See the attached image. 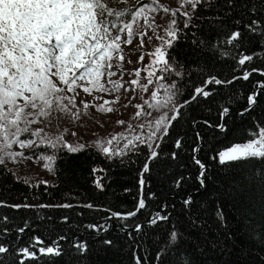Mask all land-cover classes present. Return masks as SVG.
<instances>
[{
  "label": "trees",
  "instance_id": "1",
  "mask_svg": "<svg viewBox=\"0 0 264 264\" xmlns=\"http://www.w3.org/2000/svg\"><path fill=\"white\" fill-rule=\"evenodd\" d=\"M143 1L114 0L112 7L126 14L119 20L115 16L108 20L122 27ZM208 4L211 6H198L188 27H184L185 17L177 12V36L168 52L174 65L197 70L184 79L169 73L167 80L160 82L175 79L181 91L175 98L177 107L185 100L190 103L180 108L169 134L158 140L160 155L149 163L150 171L143 174L142 190L138 181L148 150L139 142L130 145L131 150H124V155L113 157L94 146H85L77 153L46 146L35 148L32 153L57 156L52 181L27 179L6 164L0 165V243L10 248V253L3 254L4 264L24 259L19 253L13 254L22 246H29L37 256L35 260L25 259V264H136V257L141 264H161L156 256L160 249L169 247L168 234L173 228L180 234L176 242L179 257L173 245V250L164 254V264H174L178 258L190 264H264V165L255 160L221 164L217 155L264 129V90L257 83H264L260 74L264 71V32L245 28L253 20H260L264 27V11L259 0H208ZM149 28L145 26L144 31ZM236 29L242 32L237 53L254 56L243 67L230 58H214L212 45L231 49V45H220L218 40ZM157 35L168 39L166 32ZM157 35L153 36L151 48L141 49L144 59L139 66L143 75L142 80L138 77L140 84L147 83L144 69L154 59L148 53L161 44ZM201 40L204 45L199 44ZM245 69L259 71L247 81L235 79L231 84L206 86L213 92L209 98L190 99L194 86L203 80L211 76L232 80L242 76ZM153 80L152 85H156L155 77ZM252 94H257V102L249 105L247 97ZM224 107L229 111L222 116ZM218 125H224L223 130ZM176 140H180L181 147L174 146ZM194 157L204 169L194 162ZM93 169L103 171L94 173ZM201 171L206 176L203 186L197 180ZM24 179L29 183H23ZM96 179L101 180L103 190L96 187ZM141 194L146 207L135 217L111 215L135 211ZM189 199L192 203L186 205ZM65 204L70 207L61 206ZM89 204L93 207H87ZM218 210L223 220L218 219ZM157 212L168 219L152 225L148 220ZM136 225H140L139 232L135 231ZM33 237L44 243H36ZM54 240L63 249L62 254L41 255L38 249ZM73 242L85 248L79 250Z\"/></svg>",
  "mask_w": 264,
  "mask_h": 264
},
{
  "label": "snow or ice",
  "instance_id": "2",
  "mask_svg": "<svg viewBox=\"0 0 264 264\" xmlns=\"http://www.w3.org/2000/svg\"><path fill=\"white\" fill-rule=\"evenodd\" d=\"M114 0H0V165H4L6 161L11 160L16 162L18 158L31 160L32 156H25L24 149H35L41 146H46L53 150L59 151L66 149L67 153H77L85 148L84 144L73 145L64 140L62 134L50 135L44 132L43 128L33 130L31 125L42 123L41 118L48 119L51 123L53 113H71V108H75L76 96L78 88H82L85 93L91 94L92 90L100 92H119L124 85L119 81H113L110 78L117 75V72L112 71L114 59L117 69L122 67L124 60L123 49L121 43L131 44L134 36V25L138 23V18L143 20V24L139 27H150L154 24V19H151L150 14L156 11L158 6L164 12H170L173 17L169 22V27L165 29L168 39L162 35H157L156 39L161 42L148 55L154 57L147 69V83L140 84L136 79L130 81L132 85H138L143 91H149L148 86L156 81V90L151 91V103L145 99L144 105L161 110L162 114L154 122L148 124L147 133L136 135L128 140L124 148H113L111 145L117 137L105 141H97L96 147L105 156L113 157L124 155V149H129L134 142H139L148 150V158L143 163L141 179L138 181L141 190L145 184L143 178L144 173L150 171L149 163L156 161L160 155L157 149L160 144L156 141L162 140L164 136L169 134V128L172 126V121H175L179 116L180 108L190 103L185 100L177 107L176 96L181 94L180 89L175 81L171 80L168 83H160L167 80V74L171 73L174 77L184 79L187 75L191 77L197 69H187L183 64L174 65L172 57L168 49L173 45L177 36V20L175 19L177 12L185 17L184 27H188L192 23L193 14L198 6H211L208 0H180L179 7L176 9L159 4V0H152L151 4L145 3L137 8L130 15L131 22H124L122 27H117L114 22L108 20L109 17L115 16L118 20L126 13L118 11L112 7ZM231 2V0H229ZM261 10L264 11V0H259ZM190 8L191 11L182 9ZM253 7V11H255ZM239 24V21H237ZM260 20H253L251 24L245 25L248 31L264 32V27H261ZM115 28L114 33L112 29ZM121 33L125 34L126 38L121 37ZM140 47L144 46L143 37L147 36L146 31L140 33ZM242 39V32L239 29L226 34V38L218 40L220 45H231V49L224 47L216 48L212 45L215 56L214 58H230L236 62L238 67H243L247 62L253 60L252 54L243 52L237 53L236 49L240 47L239 41ZM195 43V41H194ZM200 45H204L205 41L201 40ZM140 61H143V55L140 56ZM155 69V70H152ZM258 69H245L242 76L233 77L232 80H221L215 76L203 80L202 84L194 86L192 90L191 100H195L199 96L209 98L213 95L211 90H206L208 85L231 84L235 79H243L247 81L253 72ZM157 72L160 75H157ZM200 73L204 72L203 68L199 69ZM141 70H135V75L140 76ZM260 74L264 76V71ZM103 76L109 77L106 83L101 82ZM86 82L89 86H84ZM191 84V80L188 81ZM259 87L264 90V83L257 82ZM110 85V87L106 86ZM163 92V95H161ZM71 93L72 95H69ZM256 95L252 94L247 97L249 105L255 104ZM119 97L116 98V101ZM113 101V102H116ZM84 109H88L89 104L81 101ZM109 103V101H105ZM71 106V108L69 107ZM127 106V105H125ZM140 109L135 116L139 117L143 112V105L137 104ZM97 111L112 112L111 107L105 109L103 106L97 108ZM229 109L223 108L221 115H226ZM168 113H174L169 115ZM150 114V113H149ZM73 118H79V111L72 113ZM123 124V121H117ZM207 123V122H206ZM222 130L224 125H218ZM132 128V125H129ZM140 129H144L145 125L140 124ZM38 137V140L21 139L24 134ZM160 134V135H158ZM75 135V133H73ZM123 136V134H121ZM174 146L181 147L180 140H176ZM18 147L20 150H13ZM199 149H193L198 151ZM219 162L225 164L231 161H259L264 165V129L253 133V135L243 143H236L229 146L226 150H221L217 153ZM176 157V153H172V158ZM40 160L44 161L43 167L49 172L53 171V166L57 160L55 153L53 155H41ZM194 162L204 169V165L199 159ZM103 171V169H93V172ZM205 173L201 171L197 176V180L201 186L205 183ZM23 183L29 181L24 179ZM47 184V181H41ZM97 188L103 190V184L100 179L94 181ZM179 187V181L176 182ZM152 194H150L151 196ZM192 201L186 200L185 204L190 205ZM62 207H70V205H61ZM15 207H21L16 205ZM29 207V205H24ZM39 207H45L43 205ZM87 207H93L91 204ZM146 207L145 198L141 194L137 200L135 211L121 214L112 212L113 217L127 219L135 217L137 213ZM218 219L223 220V213L218 210ZM5 219H7L5 217ZM65 220L67 217L64 218ZM168 216L161 215L157 212L150 216L148 222L152 225L157 224L159 220H167ZM89 228L95 227L88 225ZM102 227V226H101ZM23 232L24 229H19ZM135 231H140V225H136ZM180 234L173 228L168 234V248H162L157 253L156 259L164 264V254L173 250L175 246L179 257V245L176 244ZM59 240L66 237H59ZM36 243H44L39 237H33ZM77 249L83 250L85 245L79 242H73ZM110 243V241H108ZM34 248L35 245L33 244ZM41 255L60 256L63 249L59 246L56 240L52 241L46 247L38 249ZM10 253V248L7 244L0 243V264H4L3 254ZM19 253L20 259L17 264H25V259H37L36 252L31 250L29 246H22L13 250V254ZM136 264H141L140 258L136 257ZM11 264V262H9ZM174 264H190L189 260L177 259Z\"/></svg>",
  "mask_w": 264,
  "mask_h": 264
},
{
  "label": "rangeland",
  "instance_id": "3",
  "mask_svg": "<svg viewBox=\"0 0 264 264\" xmlns=\"http://www.w3.org/2000/svg\"><path fill=\"white\" fill-rule=\"evenodd\" d=\"M160 3L167 5L169 8H178L180 0H159ZM149 3L151 1L145 0L137 6L141 7L143 4ZM156 11L150 14L151 19H154L155 23L151 24L150 28L146 30L147 36L143 37L144 46L140 47L141 31H144V27L141 28L139 25L143 24V20L138 18V23L134 25V36L131 44L121 43L123 49L124 60L122 62V67L117 69L115 67L116 63L119 61L114 59L112 71L117 72L116 76L111 77L113 81L121 82L124 87L120 89L119 92H100L95 89L92 90L91 94L85 93L82 88H78L77 92L79 93L76 96L75 108H71V113H53L51 123L48 122V119L41 118L42 123H36L31 125L33 130L43 128L45 133L50 135L62 134L65 142L71 143L73 145L84 144L85 146H94L96 147L97 141H107L113 136L117 137L113 141V148H124V145L127 144L128 140L132 139L136 135H141L147 133L148 124L154 122L155 119L159 118L162 114L161 110L153 109L144 105L143 101L145 99L149 100L151 103V91L153 87L157 85L149 86V91H143L139 86L132 85L131 80L138 77L135 75V70L139 69L140 66V56L143 55L142 48H151L155 43L153 36L164 33L165 29L169 27V22L173 18L170 12H164L158 6ZM190 10V8L182 9ZM181 10V11H182ZM175 19H178L176 15ZM131 22V20L129 21ZM123 39L126 38L125 34H120ZM150 39V41H148ZM139 78L143 79V75H140ZM109 79L107 76L101 78L102 83H106ZM84 86H89L86 82H81ZM166 83V82H165ZM106 86L110 87V85ZM69 95H72L69 93ZM163 95V92H161ZM119 97V100L116 101V98ZM81 101L87 102L89 104L88 109H84ZM109 101V103H105ZM116 101V102H113ZM137 104L143 105V112L139 117H136L135 114L137 111H140L136 107ZM127 105V106H125ZM103 106L105 109L111 107L114 109L112 112L107 111H97V108ZM79 111V118H73L72 113ZM150 113V114H149ZM172 115V113H168ZM117 121H123V124L117 123ZM140 124H144L145 128L142 130L139 128ZM129 125H132V128H129ZM75 133V135H73ZM123 134V136H121ZM160 135V134H158ZM21 139H33L38 140V137L31 136L30 134H24ZM158 142V141H156ZM97 148V147H96ZM99 149V148H98ZM13 150L19 151L18 147H14ZM126 150V149H124ZM25 156H32L31 160L18 158L16 162L11 160L6 161V165L14 169L19 175L27 179L34 180H47L52 181L54 175L48 170L44 169V161L39 159L41 155H50L49 153H32L34 149H24Z\"/></svg>",
  "mask_w": 264,
  "mask_h": 264
}]
</instances>
